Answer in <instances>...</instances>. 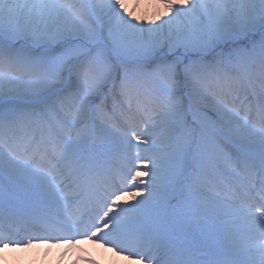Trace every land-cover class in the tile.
Wrapping results in <instances>:
<instances>
[{
    "label": "snow or ice",
    "instance_id": "1",
    "mask_svg": "<svg viewBox=\"0 0 264 264\" xmlns=\"http://www.w3.org/2000/svg\"><path fill=\"white\" fill-rule=\"evenodd\" d=\"M148 2L0 0V250L264 264V0Z\"/></svg>",
    "mask_w": 264,
    "mask_h": 264
},
{
    "label": "bare ground",
    "instance_id": "2",
    "mask_svg": "<svg viewBox=\"0 0 264 264\" xmlns=\"http://www.w3.org/2000/svg\"><path fill=\"white\" fill-rule=\"evenodd\" d=\"M141 5L143 12L152 11L148 0H141ZM32 249L22 253L14 250L5 251L0 255V264H13L14 262L16 264H88L89 260H95L96 264H108L109 261L112 264H129L127 260L118 258L114 254L104 255V252L109 250L97 248L95 244L89 242L74 247H63L58 251L55 250L56 248L42 249L37 252L31 251Z\"/></svg>",
    "mask_w": 264,
    "mask_h": 264
},
{
    "label": "rangeland",
    "instance_id": "3",
    "mask_svg": "<svg viewBox=\"0 0 264 264\" xmlns=\"http://www.w3.org/2000/svg\"><path fill=\"white\" fill-rule=\"evenodd\" d=\"M128 3L130 4V10H131V5H135V3H136V1H134V0H128ZM142 8V7H141ZM138 9L137 10V15H143L144 13H145V11L143 12V8L142 9ZM97 247H99L100 249L102 248V247H100V246H98V245H96ZM107 250H109V249H107ZM109 252V253H108ZM21 253V252H20ZM106 253V254H105ZM111 254H113L112 252H111V250H109V251H107V252H104V255H111ZM13 264H16L15 262L13 263Z\"/></svg>",
    "mask_w": 264,
    "mask_h": 264
}]
</instances>
